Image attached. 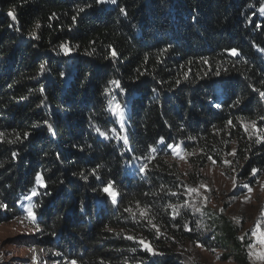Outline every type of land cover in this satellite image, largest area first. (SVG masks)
<instances>
[{"label":"trees","instance_id":"obj_1","mask_svg":"<svg viewBox=\"0 0 264 264\" xmlns=\"http://www.w3.org/2000/svg\"><path fill=\"white\" fill-rule=\"evenodd\" d=\"M262 9L0 0V224L26 217L35 189L39 241L66 262L209 264L201 247L252 264L251 240L225 209L193 199L198 179L169 145L197 171L234 148L240 178L264 176Z\"/></svg>","mask_w":264,"mask_h":264},{"label":"rangeland","instance_id":"obj_2","mask_svg":"<svg viewBox=\"0 0 264 264\" xmlns=\"http://www.w3.org/2000/svg\"><path fill=\"white\" fill-rule=\"evenodd\" d=\"M111 111L123 125L124 110L113 102ZM173 146L169 147L171 159L184 173L185 179L191 183V174H195L198 179L191 189L194 192L193 199L219 210L225 209L241 227V234L251 240L249 251L252 264H264V259L261 258L264 255V176L253 185L249 184L248 179L240 178L233 160L234 148L223 155L220 162L210 161L197 171L195 166L190 165L189 154L182 144ZM29 197L30 199L24 197L21 201L26 217L0 224V264H70L71 261H64L55 251L47 250L41 245L33 213V195ZM256 244L260 246L255 247ZM198 249L209 264L233 263L231 259H222V251H207L201 247Z\"/></svg>","mask_w":264,"mask_h":264},{"label":"snow or ice","instance_id":"obj_3","mask_svg":"<svg viewBox=\"0 0 264 264\" xmlns=\"http://www.w3.org/2000/svg\"><path fill=\"white\" fill-rule=\"evenodd\" d=\"M99 2L102 3V2H104V0H99ZM109 2H110V3H113V4H116V3H117V0H109ZM262 10H264V9H262ZM121 11L123 12L124 10L121 9ZM9 15L12 16L13 20L16 19L14 13H11V12H10ZM73 19H75V17H74ZM62 47H63V46H62ZM65 51H70V49L65 48ZM231 52H232L233 55L238 54L236 49H232ZM112 55H113V56H116V52L113 51V52H112ZM43 67H44V66L41 65V69H43ZM112 83H113V84H116L117 86H119V81H112ZM261 95H264V93H261ZM262 119H264V118H262ZM229 123H231V122H229ZM123 139L125 140V142H127V137H124ZM161 142H163V139L161 140ZM169 147H174V146H173V145H169ZM153 151H155L154 148H153ZM233 154H234V153H233ZM226 162H227V161H226ZM146 167H147V165H145V166L141 169V171H144V170L146 169ZM252 171H253V174H255V172H256L257 170H256V169H253ZM37 179H38V181H41V182H42V177L38 176ZM103 190H104L106 193H109L110 195H112L113 197H115V195H116L115 192H112V191H111V186H110V185H109L108 187H105ZM33 195H36V191H35V189L33 190ZM28 199H30V197H28ZM5 207H6V206H5ZM29 211L31 212V209H30ZM33 219H34V217H33ZM153 227H156V226L153 225ZM128 238H129V239H134V237H131V236L128 237ZM241 239H242V238H241ZM262 242H264V241H262ZM141 243L143 244L144 242L141 241ZM145 246L147 247V245H145ZM149 250H151V249H149ZM261 258L264 259V255H261ZM70 264H76V261L73 260V261L70 262Z\"/></svg>","mask_w":264,"mask_h":264},{"label":"bare ground","instance_id":"obj_4","mask_svg":"<svg viewBox=\"0 0 264 264\" xmlns=\"http://www.w3.org/2000/svg\"><path fill=\"white\" fill-rule=\"evenodd\" d=\"M260 245L259 244H256V246L255 247H259Z\"/></svg>","mask_w":264,"mask_h":264}]
</instances>
